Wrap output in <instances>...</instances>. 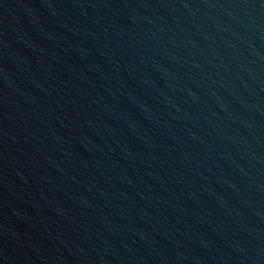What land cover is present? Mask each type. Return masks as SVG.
I'll use <instances>...</instances> for the list:
<instances>
[{"label": "water", "instance_id": "95a60500", "mask_svg": "<svg viewBox=\"0 0 264 264\" xmlns=\"http://www.w3.org/2000/svg\"><path fill=\"white\" fill-rule=\"evenodd\" d=\"M0 264H264V0H0Z\"/></svg>", "mask_w": 264, "mask_h": 264}]
</instances>
